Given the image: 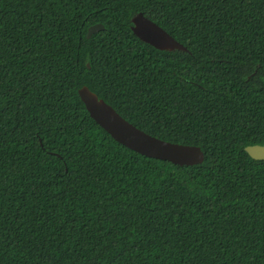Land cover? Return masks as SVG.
<instances>
[{
    "label": "trees",
    "instance_id": "16d2710c",
    "mask_svg": "<svg viewBox=\"0 0 264 264\" xmlns=\"http://www.w3.org/2000/svg\"><path fill=\"white\" fill-rule=\"evenodd\" d=\"M137 12L187 52L139 41ZM83 85L203 162L118 144ZM249 145H264V0H0V264H264Z\"/></svg>",
    "mask_w": 264,
    "mask_h": 264
},
{
    "label": "water",
    "instance_id": "95a60500",
    "mask_svg": "<svg viewBox=\"0 0 264 264\" xmlns=\"http://www.w3.org/2000/svg\"><path fill=\"white\" fill-rule=\"evenodd\" d=\"M130 24L132 34L156 50L187 52L182 44L156 23L143 16L141 12H137L130 18ZM102 29L103 26L99 23L89 26L86 30V38ZM77 95L89 117L115 142L125 148L144 157L180 167L194 166L203 162L204 155L198 146L168 142L143 132L123 119L86 86L78 88ZM244 152L252 160H264V145L246 146Z\"/></svg>",
    "mask_w": 264,
    "mask_h": 264
},
{
    "label": "rangeland",
    "instance_id": "374dc122",
    "mask_svg": "<svg viewBox=\"0 0 264 264\" xmlns=\"http://www.w3.org/2000/svg\"><path fill=\"white\" fill-rule=\"evenodd\" d=\"M158 164H159V166H161L162 168H165V169H168V167H169V164L164 163V162H160ZM171 173H173V172L171 171ZM177 177H178V175H177Z\"/></svg>",
    "mask_w": 264,
    "mask_h": 264
},
{
    "label": "flooded vegetation",
    "instance_id": "af4514ba",
    "mask_svg": "<svg viewBox=\"0 0 264 264\" xmlns=\"http://www.w3.org/2000/svg\"><path fill=\"white\" fill-rule=\"evenodd\" d=\"M140 41V40H139ZM143 43V42H142Z\"/></svg>",
    "mask_w": 264,
    "mask_h": 264
}]
</instances>
